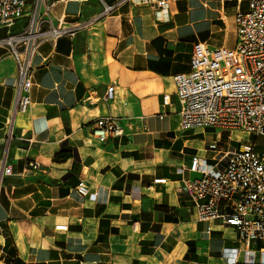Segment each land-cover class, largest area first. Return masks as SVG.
<instances>
[{
    "label": "crops",
    "instance_id": "crops-1",
    "mask_svg": "<svg viewBox=\"0 0 264 264\" xmlns=\"http://www.w3.org/2000/svg\"><path fill=\"white\" fill-rule=\"evenodd\" d=\"M250 1L175 0L160 20L153 7L127 3L75 36L40 45L32 104L15 116L12 174L0 187V264H228L223 251L240 246L236 230L199 220L181 185L200 176L189 169L194 157L212 164L249 142L264 156V136L182 129L173 77L191 70L196 43L234 48L235 16ZM98 10L94 1H59L52 15L73 23ZM16 84V61L1 47L0 161ZM111 85L114 98L104 101ZM105 115L119 118L127 134L104 143L93 137L89 125ZM31 160L40 167L26 172ZM80 181L87 195L77 191Z\"/></svg>",
    "mask_w": 264,
    "mask_h": 264
},
{
    "label": "built area",
    "instance_id": "built-area-1",
    "mask_svg": "<svg viewBox=\"0 0 264 264\" xmlns=\"http://www.w3.org/2000/svg\"><path fill=\"white\" fill-rule=\"evenodd\" d=\"M0 0V48H6L17 65L15 103L10 118L8 143L1 155L0 187L12 174L8 163V144L12 138L17 113H25L32 104V64L40 45L64 36H75L93 22L104 19L125 4L153 7L157 18L171 15L175 0ZM86 4L96 2L99 10L88 17L80 13L75 22L64 17L54 19L56 2ZM18 27L16 29L15 27ZM237 41L234 48H209L196 43L191 57V70L173 77L180 102L182 129L216 128L242 131L264 136V0H251L245 11L235 16ZM115 85L107 88L102 99L114 98ZM169 95L163 96L167 104ZM86 101L94 103L91 95ZM91 135L100 142L110 137L126 135L122 121L112 115L98 117L89 125ZM216 149V144L209 145ZM40 167L38 161H28L26 172ZM189 169L199 173L184 179L181 191L189 196L199 220H218L237 232L239 247L226 248L223 255L228 264H264V156L254 142L230 147L220 152L214 163L194 157ZM158 179L156 183H165ZM80 181L77 191L88 194ZM67 230V225H57ZM95 264V263H87ZM199 264V263H197Z\"/></svg>",
    "mask_w": 264,
    "mask_h": 264
},
{
    "label": "rangeland",
    "instance_id": "rangeland-1",
    "mask_svg": "<svg viewBox=\"0 0 264 264\" xmlns=\"http://www.w3.org/2000/svg\"><path fill=\"white\" fill-rule=\"evenodd\" d=\"M27 2H28V3H33L34 1H33V0H27ZM75 10H76V5H72V6H71V9H70V12H71V11L76 12Z\"/></svg>",
    "mask_w": 264,
    "mask_h": 264
}]
</instances>
